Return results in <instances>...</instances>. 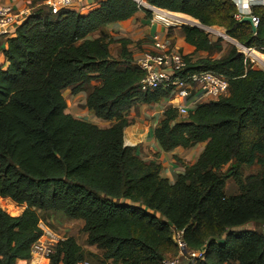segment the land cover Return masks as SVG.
<instances>
[{
  "label": "trees",
  "instance_id": "trees-1",
  "mask_svg": "<svg viewBox=\"0 0 264 264\" xmlns=\"http://www.w3.org/2000/svg\"><path fill=\"white\" fill-rule=\"evenodd\" d=\"M146 2L221 28L233 41L264 54L261 7L252 8L259 19L252 32L235 20L230 0ZM140 6L135 0H104L87 15L56 16L41 9L6 40L7 67H0V198L25 209L12 217L0 208V264L29 261L42 235L39 224L52 213L81 221L85 245L97 252L85 254L66 238L49 264H83L86 256L95 264H161L178 254L173 231L183 232L188 251H205L195 264H264V235L233 232L250 223L264 225V63L258 65L263 71L253 69L232 48L219 60L190 65L226 77L228 93L198 105L182 122L175 110L163 112L153 129L161 151L205 145L197 162L170 185L160 177V164L145 160L137 147L124 146L129 110L159 104L167 93L140 92L143 74L133 65L130 42L114 41L102 30L131 19ZM181 34L197 52L219 49L199 29L182 26ZM112 43L120 45L117 60L109 53ZM93 82L98 85L91 87L84 108L108 122L105 129L65 112L63 92L77 96ZM228 167L238 188L230 196L222 175ZM251 167L256 173L243 177L242 168Z\"/></svg>",
  "mask_w": 264,
  "mask_h": 264
},
{
  "label": "built area",
  "instance_id": "built-area-1",
  "mask_svg": "<svg viewBox=\"0 0 264 264\" xmlns=\"http://www.w3.org/2000/svg\"><path fill=\"white\" fill-rule=\"evenodd\" d=\"M236 7L235 20L244 17L252 19V26L256 30L259 19L252 14L253 7L264 9V0H230ZM85 0H46L51 16L61 12L81 11ZM26 11L16 12L13 8L3 4L0 0V38L9 39L14 36L16 29L21 26L29 16ZM172 23H178L176 21ZM180 23V22H179ZM172 25V24H171ZM169 28V24L164 25ZM209 27L202 31L210 34ZM151 50L142 52L133 62V65L142 72L143 76L138 83L140 92L149 93L162 90L167 93L166 108L176 111L181 117L187 118L198 105L215 102L228 93V79L222 75L206 71H193L190 65L194 63L189 55H185L171 44L165 35L161 37L155 33L150 38ZM243 54V53H242ZM246 60V59H245ZM42 235L31 247V257L28 264L37 262L36 257L47 261L54 253L55 247L61 241L51 230L39 224ZM172 239L178 249L176 257H166L161 264H181L184 260L188 264H195L203 260L204 250L190 252L183 241L182 231H173ZM60 240V241H59Z\"/></svg>",
  "mask_w": 264,
  "mask_h": 264
},
{
  "label": "crops",
  "instance_id": "crops-1",
  "mask_svg": "<svg viewBox=\"0 0 264 264\" xmlns=\"http://www.w3.org/2000/svg\"><path fill=\"white\" fill-rule=\"evenodd\" d=\"M100 1H104V0H91L90 3L89 1L88 3L85 2L84 3L85 7L80 11L79 14L87 15L90 11H92V9L94 10L95 8H97V5ZM2 2L4 5L13 8L16 12L26 11L28 12L29 15H31L35 13L36 8L44 5L45 0H2ZM94 3H96L95 4L96 6H94ZM189 23H192V22L189 21ZM163 28L164 30L162 31V29L159 26L154 25L153 21L151 20L148 21L147 19H145L143 13L139 11L131 19L121 22V23H114V24L106 25L102 30H103V33L109 35V37L112 38L114 41L121 40V39L128 40L130 44L128 45L127 48H128V51L131 53L132 62H134L136 58H138L142 52L151 50L152 47H151L150 38L152 35H154L155 33H159L161 37H164L165 35L168 37V34H167L168 28H166L164 25H163ZM216 35L218 36L217 33ZM6 40L7 39L0 38V67L3 70H5L7 67L6 63L4 62L3 55H2V50L6 49ZM229 41L230 43L237 45V43L231 40ZM139 42H141V44L138 47L141 48V51L135 48V43H139ZM177 42L178 43L176 47L179 49L181 53L185 55H189L190 53L194 51L193 47L187 45L184 42L182 34L179 36V39ZM171 43L173 42L171 41ZM112 45L115 46L114 53L110 51V47ZM119 50H120V45L118 43H112L109 46V53L113 60L118 59ZM94 83L95 82H93L92 84ZM97 85L98 84L96 83L93 85V87ZM89 93H90V89L86 88L85 91H83L82 93L74 97H72L71 92L69 90H65L62 95L65 100H66V96L70 97L71 104L73 105L76 104L77 106H84ZM166 105H167L166 99L165 100L163 99L161 100L159 104H156L153 106L152 105H141V106H138L137 108H132L131 110H129V112L126 115V118L135 117V121L129 127H133L135 137L138 139V141L134 145H127V146L137 147L141 156L145 160L160 164L162 166L160 177L167 180V182L170 185H172L176 182L178 175L183 171L185 167L191 166L197 162L199 156L204 150L205 145L199 144L192 148H189V150L182 149V148H176L171 152L161 151L160 147L154 140L153 130L151 131L150 127L151 125H153L156 128L158 123H160L163 120V112L166 110ZM158 106H159L160 111L158 110L159 112H155L154 115H152V116H155V119L149 124L147 122L144 123L143 118H146L145 112L147 111V108L155 107V109H157ZM80 109L77 107L74 108L72 106H68L65 112L66 114L71 115L74 118H79L84 121L94 123L96 125L98 123L109 124L108 122H102V121L97 120L92 114V112L88 111L87 109L85 108L84 109L80 108ZM138 115L140 117H138ZM174 158L181 160L182 165H180L179 163L175 164L173 162ZM89 248L94 249L93 247H89ZM16 264H28V261H17Z\"/></svg>",
  "mask_w": 264,
  "mask_h": 264
},
{
  "label": "rangeland",
  "instance_id": "rangeland-1",
  "mask_svg": "<svg viewBox=\"0 0 264 264\" xmlns=\"http://www.w3.org/2000/svg\"><path fill=\"white\" fill-rule=\"evenodd\" d=\"M88 1L90 3L91 0H85L86 3H88ZM45 2H46V0H45ZM95 4L96 3H94V6H96ZM83 5H85V4H83ZM140 5H141L140 6L141 11L140 12L143 13L144 18L147 19L148 21H150V20L153 21L154 25L155 26H159L162 29V31L164 30L163 25H165V23L170 25L169 28L167 29V34H168V37L173 42L171 44L173 46H175V48H177L176 45L178 43L177 41L179 39V36L181 35V27L184 26L185 23H183V22L179 23V21H176L173 17H171V16H169L167 14H165L163 17L160 16V15H156L155 14L156 16H158V17H156L154 15V13L152 12L153 10L152 11L149 10L150 7L147 4L146 0H141ZM41 9L47 10L48 7L44 3L43 6L38 7V8L35 9L36 13L38 11H40ZM76 12L80 13V11H76ZM146 12H148L150 14V16H147ZM173 14H176V13H173ZM174 21H176L178 23H172ZM191 22L194 23L193 21H191ZM212 28L219 29V30H222L224 32V30L221 29V28H217V27H212ZM204 33L206 34V32H204ZM207 35L209 36V40L212 43H217L218 44L219 49L212 50V51H209V52H197V51L194 50L192 53L189 54V57L193 61L196 62V61L203 60V59H207V60H211V61L212 60H219V59L223 58L226 55V53L229 50H231L232 48H234L237 51L238 54H242L243 53V52H241L238 49L237 46L234 47L235 45L230 43V41L227 38H225L223 36H217L216 33H214V32H210V34H207ZM140 44H141V42L135 43V48L137 50L141 51V48L138 47ZM114 50H115V46L112 45L110 47V51L112 53H114ZM251 50H253L255 53H257L259 55H263L264 56V54H261V53L257 52L254 49H251ZM242 55L244 56V58L247 61H249L250 65H251V68L263 71V69H261V68H259V66L255 65L253 60H251L250 58L245 56V54H242ZM94 84H96V83H94ZM94 84H92L91 86L88 87L90 89V91H91V87H93ZM72 97H74V96H72ZM66 103H67V107L68 106H72L74 108L77 107L79 109L80 108L84 109V106H77L76 104H75L76 105L75 106V105L71 104L70 97H67V96H66ZM158 110L160 111L159 106H158L157 109H155V107L154 108H147V111L145 112L146 113V118H143L144 123H146V122L148 124L151 123L155 119V116H152V115H154L155 112H159ZM138 117H140V116L138 115ZM77 119H79V118H77ZM126 120L128 121V124H129L128 127H129L135 121V117L126 118ZM185 120H187V118L181 117L180 115L177 114V121L178 122H182V121H185ZM109 125L110 124H107V123H98L97 124V126L99 128H102V129L103 128L104 129L108 128ZM156 125H157V123H156ZM158 125H159V123H158ZM153 127L155 128V126L151 125V127H150L151 131L154 129ZM124 146H125V143H124ZM173 162L175 164L179 163L180 165H182V163H181L182 161L178 160L176 158L173 159ZM230 169L231 168L228 167L227 169H225L222 172V175L226 178L225 190H224L226 196H230V195H234V194L238 193V188H237V185H236L234 179L231 177ZM241 171H242L243 177H245L247 175L256 173L257 168L256 167L242 168ZM13 204H14V206H16L17 210L15 212H13V213H8V211L5 208L2 207L3 203H2V201L0 199V208L4 212H6L9 216H12V217L19 216L24 211L25 207L23 206V207H21V209H19V206L17 204H15L14 202H13ZM40 225H42V227L45 228V229L53 231L58 236V238L61 241H63L66 238H73L77 242V244L82 247V249L85 251V254L86 253H96L97 252L96 250H94L92 248H89V247H87L85 245V235L82 232L83 223L81 221L68 220L67 218L63 217L61 214L52 213V214L45 215L43 221L40 222ZM239 231H252V232H256L258 234L264 235V225H262L260 223H250L248 225H245V226H242V227H240L238 229H234L233 230V232H239ZM35 257H36V260H40L37 256H35ZM84 261H86V262L83 263V264H95L94 259H92L89 256H86L84 258ZM184 263H185V261L183 260L181 262V264H184ZM32 264H38V263L33 262Z\"/></svg>",
  "mask_w": 264,
  "mask_h": 264
},
{
  "label": "bare ground",
  "instance_id": "bare-ground-1",
  "mask_svg": "<svg viewBox=\"0 0 264 264\" xmlns=\"http://www.w3.org/2000/svg\"><path fill=\"white\" fill-rule=\"evenodd\" d=\"M150 11H152L154 14L156 15H160V16H164L165 14L173 17L176 21H179V22H183V23H189V21H192L193 19H191L190 17L186 16V15H181V14H170L166 11H160V10H156V9H153L150 7L149 9ZM158 17V16H157ZM196 23V22H195ZM213 31L215 33L218 34V36H223V37H226L225 33L220 31V30H210V32ZM238 47V49L243 52V54H247L249 56V58L251 60L254 61L255 65L256 66H260L264 63V56L262 55H258L257 53H255L253 50H251L252 52L248 51L246 48L244 47H241L240 45H235ZM246 56V55H245ZM124 136H125V139H126V143L128 145H134V140L137 138L135 137V134H134V129L133 127H127L124 129ZM138 141V140H137ZM3 205L2 207L5 208L8 213H13L17 210L16 206H14L13 202H11L10 199L8 198H0ZM35 263H38V264H46V261L43 260V259H40V260H37V262Z\"/></svg>",
  "mask_w": 264,
  "mask_h": 264
},
{
  "label": "water",
  "instance_id": "water-1",
  "mask_svg": "<svg viewBox=\"0 0 264 264\" xmlns=\"http://www.w3.org/2000/svg\"><path fill=\"white\" fill-rule=\"evenodd\" d=\"M137 3H138V5L140 6V2H141V0H135ZM149 7H151V6H149ZM151 8H153V7H151ZM153 9H156V8H153ZM156 10H158V9H156ZM160 11H162V10H160ZM168 13H170V12H168ZM171 14V13H170ZM195 21V20H194ZM196 23H185L184 24V26H190V27H193V28H196V29H199L200 31H202L205 27L204 26H202V25H200L197 21H195ZM240 23H247V24H249L250 26H251V29H252V32H255V29L253 28V26H252V19L250 18V17H244L243 19H241L240 20ZM203 32V31H202ZM227 37V36H226ZM229 40H231V41H233L232 39H230L229 37H227ZM233 42H235V41H233ZM235 43H237V42H235ZM237 45H240L239 43H237ZM241 47H244V46H242V45H240ZM234 47H236V46H234ZM244 48H246V47H244ZM248 51H250V52H252L251 51V49H248V48H246ZM126 147H129V146H127V145H125ZM223 242H224V240L222 239V240H219V241H217V243L218 244H223Z\"/></svg>",
  "mask_w": 264,
  "mask_h": 264
}]
</instances>
